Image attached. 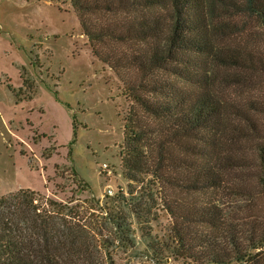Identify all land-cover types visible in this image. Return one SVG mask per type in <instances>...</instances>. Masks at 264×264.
Instances as JSON below:
<instances>
[{
	"label": "trees",
	"instance_id": "trees-1",
	"mask_svg": "<svg viewBox=\"0 0 264 264\" xmlns=\"http://www.w3.org/2000/svg\"><path fill=\"white\" fill-rule=\"evenodd\" d=\"M71 4L132 102L121 149L131 197L120 190L100 216L30 188L0 196V264H115L98 217L132 249V213L156 263L264 264V0ZM134 184L160 193L167 240L149 224L153 207L133 200Z\"/></svg>",
	"mask_w": 264,
	"mask_h": 264
},
{
	"label": "rangeland",
	"instance_id": "rangeland-1",
	"mask_svg": "<svg viewBox=\"0 0 264 264\" xmlns=\"http://www.w3.org/2000/svg\"><path fill=\"white\" fill-rule=\"evenodd\" d=\"M131 103L117 73L93 54L71 0H0V196L30 188L106 214L100 208L114 206L120 190L130 196L121 149ZM154 188L134 184L133 200L153 207L149 224L167 240L172 218ZM148 192L155 197L145 198ZM130 216L132 249L98 217L105 258L193 264L173 256L156 263L141 241L142 219Z\"/></svg>",
	"mask_w": 264,
	"mask_h": 264
},
{
	"label": "built area",
	"instance_id": "built-area-1",
	"mask_svg": "<svg viewBox=\"0 0 264 264\" xmlns=\"http://www.w3.org/2000/svg\"><path fill=\"white\" fill-rule=\"evenodd\" d=\"M110 193H113L111 190L109 191Z\"/></svg>",
	"mask_w": 264,
	"mask_h": 264
}]
</instances>
